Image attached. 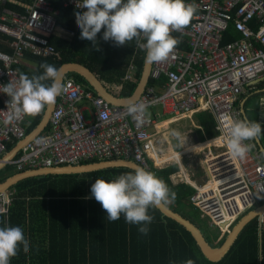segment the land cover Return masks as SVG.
I'll list each match as a JSON object with an SVG mask.
<instances>
[{
  "label": "built area",
  "instance_id": "obj_1",
  "mask_svg": "<svg viewBox=\"0 0 264 264\" xmlns=\"http://www.w3.org/2000/svg\"><path fill=\"white\" fill-rule=\"evenodd\" d=\"M11 1L24 10L5 7L0 14V33L11 37L12 49L11 53L0 50V85L19 78L17 67L22 64L25 53L41 58L60 57L48 40L58 27V9L49 0ZM187 2L197 4L198 11L182 33L173 32L183 40L187 50L175 48L167 61L150 63L148 80L161 78L163 82L158 88L146 86L136 101L149 103L148 110L156 108L160 115H172L174 121L188 118L201 129L194 121L195 114L209 112L217 130L213 137L207 139L203 131L205 141L198 139L188 152H176L178 157L157 163L154 155L167 154V146L160 137L164 132L162 122L166 121L156 122L150 117L138 125L127 114L126 106L111 105L93 90L65 77L64 91L57 97L46 128L8 164L17 172L89 160H130L153 172L176 164L178 171L170 175L171 183L192 187L194 194L190 200L200 217L211 228L218 227L222 234L228 233L242 214L264 198L260 151L254 144L245 160L234 159L229 156L224 139L228 121L244 118L238 106L240 96L255 80L264 77V0ZM81 3L82 0H65L63 6L82 13L86 8L79 7ZM230 24L239 38L222 45L223 33ZM66 32L73 35L72 31ZM142 43L138 44L139 50H143ZM134 71L131 60L115 86L119 89L131 81ZM9 99L0 92V159L7 153L8 144L25 139L30 124L28 116L11 124L3 123ZM207 141L211 144L196 148ZM185 156L197 158L200 183L195 180L196 171L186 172L181 166V158ZM11 193H0V210L6 209L0 214H7Z\"/></svg>",
  "mask_w": 264,
  "mask_h": 264
},
{
  "label": "trees",
  "instance_id": "obj_2",
  "mask_svg": "<svg viewBox=\"0 0 264 264\" xmlns=\"http://www.w3.org/2000/svg\"><path fill=\"white\" fill-rule=\"evenodd\" d=\"M19 1L26 3L29 0ZM49 1L55 9H58L57 26L72 31L73 35L69 39L55 33L49 35L48 40L59 52V59L35 57L25 53L22 64L17 67L19 75L24 73L31 77L33 74H42L43 69L40 68L42 62L57 68L65 63H78L93 72L117 97H129L140 78L145 50H139V43L135 40L123 46H117L112 40L104 41L103 28L97 34V44L94 47L91 41L80 38L81 30L75 19L77 11L64 7L65 0ZM5 7L24 10L16 2L7 0L0 2V14ZM172 35L180 40L176 48L187 50L183 40L174 33ZM238 38L239 34L230 24L223 33L221 44ZM10 40L11 37L0 33L1 51L12 52ZM141 42L145 41L141 40ZM131 60L135 65L133 79L118 89L115 85L124 76ZM66 77L92 90L81 76L71 73ZM162 82L161 78L156 81L148 80L146 86L158 88ZM261 82L264 84V80ZM253 91L247 89V92L240 96V100L247 96L244 101L246 115L248 119L257 121L258 117L254 110H257L255 98L258 93L251 95ZM249 110L254 113L252 117L248 114ZM42 116L43 112L30 117V124L26 128L27 134L35 129ZM194 120L203 128H196L201 141H205L206 137L210 139L217 133L215 120L209 112L196 113ZM260 124L262 135L259 139L261 137L264 139V123ZM167 125L168 123H162L163 127ZM14 145L15 142L8 144L7 150ZM156 157L158 155H154V158ZM173 157L177 155L170 153L156 161L157 163L168 161ZM91 162L95 160L83 163ZM13 168L7 165L0 171V183L16 173L17 170ZM129 171L112 168L86 173L47 174L24 179L11 187V202L7 214H0V226L7 224L21 227L25 238L30 242V251L24 253L21 246L18 254L10 258V264H183L189 258L193 259L195 264H264V214L260 223L255 217L243 227L229 252L218 262L206 260L186 228L164 216L157 208L148 210L154 219L149 225L150 230L147 235H142L138 231L139 225L127 223L123 215L117 221H109L101 204L91 195V185L97 177L107 181ZM176 171L178 166L174 164L156 170L155 173L177 193L175 202L168 206L196 224L195 214L201 221L203 219L190 200L194 189L186 184H172L169 177ZM263 203L264 198L258 200L248 211ZM215 228L216 237L210 236L213 238L212 242L206 239L212 247L221 245L227 235V233L222 234L218 227H214V230Z\"/></svg>",
  "mask_w": 264,
  "mask_h": 264
},
{
  "label": "clouds",
  "instance_id": "obj_3",
  "mask_svg": "<svg viewBox=\"0 0 264 264\" xmlns=\"http://www.w3.org/2000/svg\"><path fill=\"white\" fill-rule=\"evenodd\" d=\"M79 7L86 8L82 13H75L81 39L91 41L95 47L97 34L103 28V40H112L117 46L143 40L140 47L146 51L148 63H161L173 56L180 40L172 33H182L198 11V5L187 0H82ZM40 68L42 74L29 77L21 73L17 80L0 85V92L10 98L6 102L5 125L25 116L39 115L54 105L64 91L60 69L47 62H42ZM149 107V103L132 98L126 104L127 114L138 125L150 119ZM170 135L179 141L178 146H184L187 134L172 130ZM261 135L259 122L248 118L230 119L224 138L229 156L245 160L254 147V143L247 141L254 142ZM91 195L101 204L109 221H117L123 215L127 223L139 225L138 231L147 235L154 219L149 208L174 203L177 193L155 172L136 166L112 180L97 177L91 185ZM0 211L6 212V209ZM21 246L24 253L30 251V242L21 227L0 226V264H10V258L18 254ZM183 264H195V261L189 258Z\"/></svg>",
  "mask_w": 264,
  "mask_h": 264
},
{
  "label": "water",
  "instance_id": "obj_4",
  "mask_svg": "<svg viewBox=\"0 0 264 264\" xmlns=\"http://www.w3.org/2000/svg\"><path fill=\"white\" fill-rule=\"evenodd\" d=\"M146 51L143 59L142 70L140 74V78L137 82V85L133 91V93L129 97H117L112 91L107 89V87L97 78V76L85 68L83 65L78 63H65L62 64L58 69H60L61 80L71 73L77 74L82 77L89 88H92L94 93L100 97H102L109 104L114 106H126L127 100L132 98L137 100L141 94L144 92L146 88V84L148 81V73L150 68V63L145 60ZM264 79V77H263ZM57 100V98H56ZM55 104L52 106H48L43 111V116L40 123L33 129L30 133L27 134L25 139L21 142L15 144L13 148H11L2 159H0V171L5 168V166L10 163L16 155L27 145L33 137L40 134L47 126L48 120L53 110ZM241 112L244 118H246L244 114V109L241 108ZM198 141V140H197ZM258 147L261 148V152L264 153V149L261 146L259 139L255 140ZM136 166H139L134 161L124 160V159H113V160H104V161H95L91 163H79L73 165H62L59 167L52 168H37V169H28L22 172H18L8 178H6L0 184V193H4L6 190L13 187L18 182L31 178L38 177L47 174H74V173H86L92 172L101 169H112V168H123L128 170H133ZM164 216L174 220L181 226H184L186 230L192 235V239L195 242L199 252L202 256L210 261V262H218L220 261L230 250L234 242L236 241L238 235L243 230V227L253 218H258V223L262 220V216L264 214V203L260 204L256 208L242 214L239 219L232 225L230 231L225 236V239L221 243V245L217 247H212L206 238L204 237L200 228L193 223V221L179 212L173 210L168 205L161 204L157 208ZM222 227L224 224L221 225Z\"/></svg>",
  "mask_w": 264,
  "mask_h": 264
},
{
  "label": "crops",
  "instance_id": "obj_5",
  "mask_svg": "<svg viewBox=\"0 0 264 264\" xmlns=\"http://www.w3.org/2000/svg\"><path fill=\"white\" fill-rule=\"evenodd\" d=\"M7 1V0H6ZM0 2H5V1H0ZM66 31H70V30H68V29H65V28H61V27H57V30H56V33L55 34H57V35H59V36H61V37H63V38H66V39H69L71 36L66 32ZM264 79H263V77L262 78H259L258 80H255L254 82H253V84H252V86L249 88V89H253L254 91H253V93H251V95L252 94H255V93H258V97L260 96V97H263L262 98V106H261V110H260V113H259V116H258V118H257V121L259 122V123H264V118L262 117V113H264V84H262V82L261 81H263ZM259 83L260 84H262V85H259ZM246 92H247V90H246ZM246 92H244V93H246ZM243 93V94H244ZM249 96H251L250 94H248ZM246 98H247V96L245 97V98H243V99H241L240 100V102H239V104H238V106H239V108L241 109V108H243L244 109V114H245V116H246V118H248L247 117V115H246V111H245V106H244V101L246 100ZM154 110V108H152V109H150V110H148L150 113H151V118H153V119H156L157 117H159V116H165V117H168V118H161V119H159V120H161V121H170L171 120V122H169L168 123V125L169 124H171V123H173V122H177V121H179V120H173L174 119V117L172 116V115H170V114H163V115H160L159 114V111H156V112H154L153 111ZM252 111V110H251ZM255 111V110H254ZM252 113H253V111H252ZM86 114V113H85ZM254 114V113H253ZM188 118H186V120H187ZM158 120V121H159ZM31 121V120H30ZM156 121V120H155ZM195 121V120H194ZM157 122V121H156ZM196 122V121H195ZM162 123H166V122H162ZM167 125V126H168ZM168 128V127H167ZM166 127H164L163 128V130H164V132H163V134L162 135H160V137H161V139H162V141L164 142V145L165 146H167V152H168V150H169V152L170 151H173L174 152V156L175 155H177V157L179 156L178 154H176V152H179V151H189L190 149H193V148H191L192 146H193V144H194V142H197V140H198V136H197V133H195V131H196V127L193 125V123H192V128L191 129H188L187 130V127H184V129H179L177 126H175V127H173V128H171V129H167ZM172 130H179L181 133H183V134H187V136H186V142H185V144H184V146H182V147H180V146H178L179 145V141L176 139V138H174V137H172L171 135H170V133H171V131ZM190 130H191V132H190ZM259 139V138H258ZM255 142V141H254ZM259 142H260V144H261V146L263 147V149H264V139H262V137H261V139H259ZM17 143V142H16ZM15 143V144H16ZM255 144H256V148L260 151V154H261V157H262V163H263V165H264V153H262L261 152V148L260 147H258V145H257V143L255 142ZM15 146V145H14ZM13 146V147H14ZM12 147V148H13ZM199 147V146H198ZM200 148V147H199ZM9 150H7V152H8ZM20 154V152L16 155V157L15 158H17V156ZM5 155V154H4ZM4 155L1 157V159L4 157ZM159 157V156H158ZM14 158V159H15ZM185 158H187V159H189L190 160V162H189V168H187L185 165H184V163L183 164H181V166H183V169L184 170H186V172H193V171H196V166H197V164H196V161H197V158H195V159H193V157L192 158H189V157H187V156H185ZM159 159L161 160V157H159ZM157 162V161H156ZM163 162H165V161H163ZM7 165H9V164H7ZM6 165V166H7ZM5 166V167H6ZM12 166V165H11ZM13 167V166H12ZM5 169V168H4ZM13 169H15V168H13ZM180 169V168H179ZM3 170V169H2ZM28 170V169H27ZM15 171H16V169H15ZM185 172V173H186ZM16 173H18L17 171H16ZM16 173H14V174H16ZM13 174V175H14ZM12 176V175H11ZM8 177H10V176H8ZM7 177V178H8ZM1 184V183H0ZM6 191H10V189H8V190H6ZM211 239H213V238H211Z\"/></svg>",
  "mask_w": 264,
  "mask_h": 264
},
{
  "label": "rangeland",
  "instance_id": "obj_6",
  "mask_svg": "<svg viewBox=\"0 0 264 264\" xmlns=\"http://www.w3.org/2000/svg\"><path fill=\"white\" fill-rule=\"evenodd\" d=\"M246 92V91H245ZM262 98L263 97H258L257 96V98H255V103H256V107H257V110H255V113H256V115H257V117L259 116V113H260V110H261V106H262ZM154 112H156V111H158V109H156V108H154V110H153ZM248 114L252 117V111L251 110H249L248 111ZM84 116H85V118H87V115L85 114V112H84ZM262 117L264 118V113H262ZM161 118H168V117H165V116H159V117H157L155 120L156 121H158L159 119H161ZM171 121V120H170ZM170 121H166V123H169ZM256 121V120H255ZM175 126H177L179 129H184V127H187V130L188 129H191L192 128V121L190 120V119H187L186 120V118H183V119H179V121H177V122H173V123H171V124H169L166 128L167 129H171V128H173V127H175ZM149 131H152V128H150L149 129ZM195 133H196V131H195ZM157 135H159V134H157ZM196 148H199L198 146L196 147ZM170 150V149H169ZM169 150H168V152H167V154H165L164 156H166V155H168V154H170V153H173L174 154V152L173 151H170L169 152ZM187 151L185 150L184 151V153H186ZM177 154V153H176ZM156 159H159L158 157H156L155 158V160ZM181 160H183V163H184V165L187 167V168H189V162H190V160L189 159H187V158H185V157H183V158H181ZM178 166V165H177ZM196 173H197V176H196V178H195V180L198 182V183H200L201 182V173H200V170L199 169H196ZM196 215V217H195V221H196V224L200 227V230L202 231V233H203V235H204V237L207 239V240H209V241H211L212 242V239L210 238V236H213L214 238L216 237V228H215V230H214V228H211L207 223H205V221L204 220H200L199 219V217H198V215L197 214H195ZM207 222V221H206ZM204 223V224H203ZM205 225H206V227H205ZM210 234V235H209ZM214 242H216V241H214Z\"/></svg>",
  "mask_w": 264,
  "mask_h": 264
},
{
  "label": "bare ground",
  "instance_id": "obj_7",
  "mask_svg": "<svg viewBox=\"0 0 264 264\" xmlns=\"http://www.w3.org/2000/svg\"><path fill=\"white\" fill-rule=\"evenodd\" d=\"M210 144H211V142H210V141H207V142H205L204 144L200 145L199 147L202 148V147H204V146H208V145H210Z\"/></svg>",
  "mask_w": 264,
  "mask_h": 264
}]
</instances>
